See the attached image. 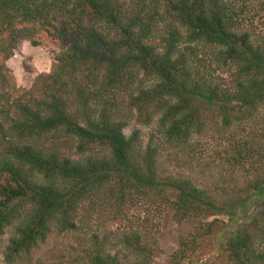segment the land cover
<instances>
[{
	"label": "trees",
	"instance_id": "trees-1",
	"mask_svg": "<svg viewBox=\"0 0 264 264\" xmlns=\"http://www.w3.org/2000/svg\"><path fill=\"white\" fill-rule=\"evenodd\" d=\"M253 2L264 5V0H0V238L13 228L3 252L6 264L52 232L74 233L86 242L85 264H150L154 245L139 233L98 234L78 219L87 202L95 207L98 199L113 200L119 209L133 195L169 202L174 221L193 226L191 243L180 241L181 257L197 248L196 239L213 233L209 217L259 198L262 210L231 234L213 264H264V168L259 174L254 168L256 175L238 191L243 194L222 207L191 178L159 174L158 166L160 155H169L161 151L178 155L201 133L207 111L219 119L231 144L226 160L231 165L244 167L252 156L248 142L236 134L247 122L261 126L264 140V36L250 32L241 19ZM38 38L58 51L52 72L39 77L40 97L25 99L15 95L8 60L20 40L37 46ZM137 72L150 83L133 94L129 88ZM124 104L145 125L155 121L159 140L154 131L140 150L136 131L127 136L119 119ZM69 141L75 157L63 151ZM97 148L107 153L97 157Z\"/></svg>",
	"mask_w": 264,
	"mask_h": 264
},
{
	"label": "rangeland",
	"instance_id": "rangeland-1",
	"mask_svg": "<svg viewBox=\"0 0 264 264\" xmlns=\"http://www.w3.org/2000/svg\"><path fill=\"white\" fill-rule=\"evenodd\" d=\"M247 10L248 13L241 16V19L245 20L246 28L259 37L264 36V5L253 2L248 5ZM154 43L158 46V41ZM37 44L33 46L30 42L20 40L8 60L17 91L15 95L25 96V99L40 97V90L44 84L39 77L52 72L53 58L58 51L54 43L47 38H38ZM219 76L224 81L229 80L226 74ZM149 83V78L142 72H137L129 91L136 94L137 88ZM206 113V125L200 134L191 137L184 151H180L178 155L169 150L161 151V154L167 152L169 155L165 153L160 155L159 174L162 172L164 175H182L191 178L199 188L205 189L217 198L215 201L217 205L224 207L228 200L243 194L238 191H243L248 185L247 178L256 175L254 168L257 174L264 168V140L260 138L261 126L254 125L253 121L247 122L245 124L247 129L243 132L236 131V134L239 140L248 142L247 147L250 148L249 152L252 156L244 161V167L231 165L226 161L231 144L221 131L219 119L210 111ZM119 119L126 124L124 133L127 136L136 131L141 140L140 150L145 149L149 134L155 131V138H159L156 136L155 121L145 125L142 122L143 116H139L135 110L125 104L120 105ZM48 145L49 143H46L44 147ZM63 151L69 156H76L71 141L63 147ZM188 151L189 154H184ZM106 153L105 150L97 148L95 156L101 157ZM175 160L178 163H175ZM133 197L130 203L126 202L119 209L113 200L104 202L98 199L94 202L95 207H92L93 203L87 202L79 210L78 219L83 228L87 225L89 230L98 234H116L132 230L139 233L143 239L154 245V255L150 264H213L221 257L222 246L231 234L238 228L246 226L248 221L262 210L259 198L252 197L245 208L209 217L207 220L213 221V233L203 239H196L197 243L194 244L197 248L193 247V251L188 250L187 255L181 257L178 254L180 241L183 239L186 243H191L193 226L186 222L176 223L169 202L154 197L151 199L134 195ZM173 198L172 196L170 200ZM12 234L13 228L9 227L0 238V264H6L3 252ZM86 245L87 243L82 242L74 233L52 232L43 243L29 254L22 255L13 264H85L82 259Z\"/></svg>",
	"mask_w": 264,
	"mask_h": 264
}]
</instances>
